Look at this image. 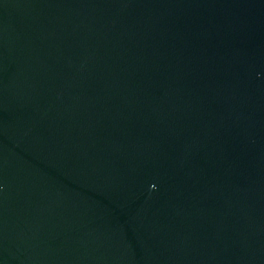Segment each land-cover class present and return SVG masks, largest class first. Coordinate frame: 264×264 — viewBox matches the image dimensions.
<instances>
[{"label": "water", "instance_id": "95a60500", "mask_svg": "<svg viewBox=\"0 0 264 264\" xmlns=\"http://www.w3.org/2000/svg\"><path fill=\"white\" fill-rule=\"evenodd\" d=\"M0 264H264V0H0Z\"/></svg>", "mask_w": 264, "mask_h": 264}]
</instances>
